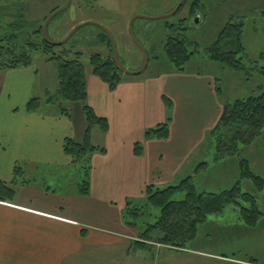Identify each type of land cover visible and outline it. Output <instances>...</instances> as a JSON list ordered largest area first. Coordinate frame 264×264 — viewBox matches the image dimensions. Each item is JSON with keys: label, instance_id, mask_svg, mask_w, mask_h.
<instances>
[{"label": "crops", "instance_id": "obj_1", "mask_svg": "<svg viewBox=\"0 0 264 264\" xmlns=\"http://www.w3.org/2000/svg\"><path fill=\"white\" fill-rule=\"evenodd\" d=\"M86 77L88 104L109 123L105 133L93 130V142L106 152L92 156L90 193L80 194L79 183L19 186L12 202H0V264H140L136 251L154 246L135 244L139 229L123 219L127 200L145 197L149 185L161 188L201 171L194 153L204 147L225 100L213 74L153 69L114 90L91 66ZM57 88V65L46 56L27 67L0 68V179L10 181L16 164L73 166L63 143L84 138L85 117L78 103L68 104L70 118L61 113L65 101L49 99ZM32 98L41 106L29 112ZM169 115V137L146 138V130Z\"/></svg>", "mask_w": 264, "mask_h": 264}, {"label": "rangeland", "instance_id": "obj_2", "mask_svg": "<svg viewBox=\"0 0 264 264\" xmlns=\"http://www.w3.org/2000/svg\"><path fill=\"white\" fill-rule=\"evenodd\" d=\"M65 1L0 0V6L11 5L14 11L22 9L30 26L37 27L54 8L63 5ZM178 2L179 0H72L70 7L52 21L49 36L54 41L63 38L75 25L85 20L102 23L113 34L118 57L129 69H140L145 60L143 51L146 52L149 64L141 74L145 76L153 69L164 72L170 68L164 44L170 32L175 35L181 32L186 37L189 49L194 52L187 68L213 74L225 100L233 102L250 94L261 93L264 90V0H186L181 11L174 15L154 19L137 18L132 26L136 42L133 40L129 22L134 15L157 17L170 14ZM194 14L199 17L198 23L194 20ZM230 20L244 22L243 42L246 55L243 71L206 58V47ZM167 23L175 24L176 28L181 27L183 30H171ZM98 33L96 26L87 25L70 41L72 46L75 45V50L83 52L82 60L86 66H89L92 54H108V49L97 42ZM43 56L45 57L41 51L34 54L36 61ZM63 104L69 109L70 102L65 101ZM194 154L196 168L201 163L207 164L206 169L202 167L197 175L192 176L198 194L219 192L229 188L238 179L236 157L227 156L216 160V148L205 146L197 149ZM243 156L250 160L253 170L264 172V141L258 140L246 147ZM23 168L28 180L52 188L76 187L83 178L82 169L73 166L67 168L57 164H41L25 165ZM136 200L146 203L145 197ZM241 203L249 205V202L242 200ZM155 212L159 213V209ZM241 216V204H229L222 212L210 214L205 222L199 224L196 239L183 252L135 236V244L145 243L156 248L153 247L152 251H136L140 256L143 255V258L136 261H140V264H264V217L255 227H248Z\"/></svg>", "mask_w": 264, "mask_h": 264}, {"label": "trees", "instance_id": "obj_3", "mask_svg": "<svg viewBox=\"0 0 264 264\" xmlns=\"http://www.w3.org/2000/svg\"><path fill=\"white\" fill-rule=\"evenodd\" d=\"M90 1L87 0V2ZM59 7L54 8L51 13ZM47 17L41 25L31 27L22 9L14 11L11 5L0 6V68L14 69L30 66L33 63L34 54L39 51L43 52L48 61L57 65L58 88L49 99L80 103L82 106L86 125L84 138L81 141L66 138L63 151L70 158L73 167L82 169L83 178L78 184V189L80 194L88 195L91 189L92 156L106 152L105 147L93 142V130L99 128L105 133L109 129V123L106 118L97 115L88 104L83 52L75 50V45L70 44L71 39L82 27L67 42L53 45L47 43L43 35V26ZM54 18L47 27L49 38V29ZM166 25L171 30H183L181 27L176 28L175 24L167 23ZM94 26L99 29L96 36L97 42L108 49V54L106 56L100 53L92 54L89 57V66L94 75L114 90L126 78L136 76L125 74L119 69L113 58L109 35L101 27ZM172 33L170 32L164 44L167 61L170 62H168L169 69L183 72L194 57V52L189 49L186 37H183L181 32L177 35ZM243 33V21H228L216 39L206 47V58L243 71L245 69L243 60L246 55ZM57 49L60 51L58 52ZM217 91L221 95L220 87ZM165 101L170 109V99L165 97ZM40 106V99L32 98L26 109L32 112ZM60 109L63 115L71 117L70 110L64 105L61 104ZM171 120L169 115L163 123L147 129L146 138H168ZM258 140L264 141V90L257 95L250 94L233 102L224 100L222 114L216 125L208 132L204 146L216 148V160L227 156L236 157L237 168H239L238 179L229 188L219 192L200 194L196 191L191 175L161 188L149 185L145 192V204L137 202L136 199L127 200L123 213L124 222L138 228V236L141 239L151 240L176 251L188 249L196 239L199 224L205 222L210 214L222 212L229 204H241V218L248 227H255L264 217V172L253 170L250 160L243 156V150ZM142 151V143H136L135 153L139 155ZM204 165L206 162L199 166ZM198 167L196 170L200 171L201 167ZM29 183L31 181L26 178L23 166L16 164L10 181L0 179V202H12L17 188ZM180 195L183 196L179 198ZM241 200L249 202V205L245 206ZM156 209H159V213L155 212ZM142 245L149 247L145 243Z\"/></svg>", "mask_w": 264, "mask_h": 264}, {"label": "water", "instance_id": "obj_4", "mask_svg": "<svg viewBox=\"0 0 264 264\" xmlns=\"http://www.w3.org/2000/svg\"><path fill=\"white\" fill-rule=\"evenodd\" d=\"M72 0H66V2L59 8H57L55 11H53L46 19L45 23H44V26H43V35H44V38L46 40L47 43H50V44H53V45H60V44H63L65 42H67L71 36L82 26H85V25H97L99 27H101L108 35H109V38L111 40V43H112V48H113V58H114V61L116 63V65L119 67V69L124 72L125 74H128V75H132V76H137V75H140L141 73H143L147 67H148V64H149V59H148V56L146 55V52H144L143 50V53L145 54V60H144V63L142 65V67L136 71H133L131 69H129L126 65H124L119 57H118V52H117V46H116V41L114 39V36L113 34L111 33V31L103 24L99 23V22H96L94 20H87V21H84V22H81L79 24H77L76 26H74L69 32L68 34L61 40H58V41H54L52 39H50L47 35V27L50 23V21L57 15L59 14L60 12L66 10L70 4H71ZM183 2L184 0H180L178 5L175 7L174 11H172L170 14H165V15H160V16H157V17H151V16H146V15H142V14H136L134 15L130 22H129V31H130V34L133 38V40L136 42V39H135V36L133 34V31H132V26H133V23L134 21L137 19V18H149V19H154V18H163V17H168V16H171V15H174L176 14L179 9L181 8V6L183 5Z\"/></svg>", "mask_w": 264, "mask_h": 264}, {"label": "flooded vegetation", "instance_id": "obj_5", "mask_svg": "<svg viewBox=\"0 0 264 264\" xmlns=\"http://www.w3.org/2000/svg\"><path fill=\"white\" fill-rule=\"evenodd\" d=\"M179 1H180V0H179ZM178 3H179V2H178ZM185 3H186V0H184L183 5L181 6V8L179 9L178 12L181 11V9H182V7L185 5ZM177 5H178V4H177ZM177 5H176V6H177ZM174 9H175V8H174ZM178 12H177V13H178ZM193 17H194V20L198 23V22H199V17H198V15L194 14Z\"/></svg>", "mask_w": 264, "mask_h": 264}]
</instances>
